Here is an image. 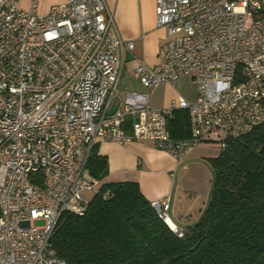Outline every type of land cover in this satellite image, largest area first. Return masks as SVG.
<instances>
[{
  "label": "built area",
  "instance_id": "1",
  "mask_svg": "<svg viewBox=\"0 0 264 264\" xmlns=\"http://www.w3.org/2000/svg\"><path fill=\"white\" fill-rule=\"evenodd\" d=\"M264 0H155L167 35L157 63L132 74L153 89L193 74L197 99L165 109L118 88L125 42L105 0H65L46 12L0 0V264H66L52 245L64 212L81 214L101 180L87 168L99 140H150L176 160L202 142L264 123ZM188 113L190 135L168 120ZM129 125V131H128ZM168 222V201L152 202ZM35 221H42L36 225Z\"/></svg>",
  "mask_w": 264,
  "mask_h": 264
},
{
  "label": "trees",
  "instance_id": "2",
  "mask_svg": "<svg viewBox=\"0 0 264 264\" xmlns=\"http://www.w3.org/2000/svg\"><path fill=\"white\" fill-rule=\"evenodd\" d=\"M168 129L174 138L188 137L187 111L174 110ZM96 144L87 168L102 180L108 163ZM210 162L208 204L182 233L137 182H102L81 214H61L52 235L57 256L66 264H264V123L228 138Z\"/></svg>",
  "mask_w": 264,
  "mask_h": 264
},
{
  "label": "crops",
  "instance_id": "3",
  "mask_svg": "<svg viewBox=\"0 0 264 264\" xmlns=\"http://www.w3.org/2000/svg\"><path fill=\"white\" fill-rule=\"evenodd\" d=\"M20 7L46 12L50 5L65 0H17ZM112 12L120 36L125 42L133 41L132 49H125L124 69L119 95L135 90L148 94L150 104L159 109L169 106L178 96L171 93L173 86L161 83L150 89L133 80L132 69L140 64L154 65L157 53L167 39L165 30L155 24V0H105ZM187 76V75H184ZM135 78V79H134ZM120 85V83H119ZM129 131V125H128ZM98 153L107 157L108 171L101 182L134 181L151 202L168 201V225L182 233L196 223L205 210L212 187L213 168L210 160L219 155L216 143L202 142L191 148L181 159L157 148L150 140L118 144L99 140Z\"/></svg>",
  "mask_w": 264,
  "mask_h": 264
},
{
  "label": "rangeland",
  "instance_id": "4",
  "mask_svg": "<svg viewBox=\"0 0 264 264\" xmlns=\"http://www.w3.org/2000/svg\"><path fill=\"white\" fill-rule=\"evenodd\" d=\"M165 40H166V38H165ZM121 80H123V79H121ZM133 81L140 84V85L142 84L137 77H136V80H133ZM121 82L122 81H120L119 88H121V86H122ZM170 91H171V93H173L175 95H183L187 99L194 100L197 98V81H196V78L194 77L193 74H187V76H181V77L176 79L175 86ZM94 194H95L94 191H84L81 196L84 199H86L87 201H89L93 197ZM41 223H42V221H35L36 225H40Z\"/></svg>",
  "mask_w": 264,
  "mask_h": 264
},
{
  "label": "bare ground",
  "instance_id": "5",
  "mask_svg": "<svg viewBox=\"0 0 264 264\" xmlns=\"http://www.w3.org/2000/svg\"><path fill=\"white\" fill-rule=\"evenodd\" d=\"M168 223H169V221H168ZM172 227V226H171Z\"/></svg>",
  "mask_w": 264,
  "mask_h": 264
}]
</instances>
